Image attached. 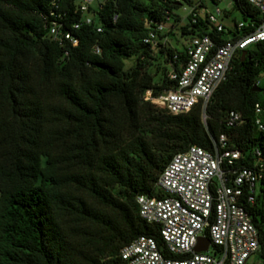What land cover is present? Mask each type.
<instances>
[{"label":"trees","instance_id":"obj_1","mask_svg":"<svg viewBox=\"0 0 264 264\" xmlns=\"http://www.w3.org/2000/svg\"><path fill=\"white\" fill-rule=\"evenodd\" d=\"M192 2L103 0L89 9L92 23L74 29L76 0H57L56 8L52 0H0V264H124L120 250L138 236L161 245L159 228L138 215L136 196H160L158 177L172 156L190 145L210 148L221 133L241 151L239 166L264 164V129L253 110L264 107V95L252 91L255 83L264 90V40L234 58L205 120L200 105L173 115L143 99L146 90L170 88L168 70L185 62L177 32L218 41L236 35L228 26L217 32L198 7L195 22L186 14L181 24L178 11ZM232 3L225 16L236 24L239 13L241 32L252 31L260 13L247 0ZM52 20L77 44L52 38ZM161 21L174 43L145 44ZM230 110L242 114L240 125L226 126ZM241 201L264 264V178L254 202Z\"/></svg>","mask_w":264,"mask_h":264},{"label":"built area","instance_id":"obj_2","mask_svg":"<svg viewBox=\"0 0 264 264\" xmlns=\"http://www.w3.org/2000/svg\"><path fill=\"white\" fill-rule=\"evenodd\" d=\"M92 1L81 0L77 4L80 18L73 24L74 29L92 23L89 12ZM211 2L214 9L206 11L208 21L217 32L226 31L225 26H228L236 30V35L222 41L208 34L190 37L185 62L167 72L171 87L157 95L146 90L143 96L144 100L167 113L184 114L200 105L205 120L207 102L225 79L234 58L252 43L264 40V0H247L260 13L259 23L248 33L241 32L247 26L244 21L237 20L234 24L225 16L232 7V0L224 7L219 6L222 0ZM203 4L204 0H193L187 5L188 9L186 6L181 9L191 14L195 22L193 11L196 7L205 10ZM52 6L57 7V0H52ZM166 24L155 23L143 37V42L151 47L167 43ZM49 34L59 41L67 39L73 45L78 42L72 34L61 30L56 20L50 22ZM253 110L254 123L263 130L264 107L254 103ZM242 122L239 111L228 112L227 127ZM211 141L210 148L190 145L172 156L158 177L160 196H136L138 215L159 228L162 243L159 245L151 236H138L120 250L124 264H249L250 258L259 252V231L241 199L254 202L258 184L264 178V164L258 159L253 166H239L241 151L228 144L226 133L219 134L217 139L211 138ZM254 155L258 157L261 153L256 149ZM199 237L207 238L208 245L206 250L196 252L194 248Z\"/></svg>","mask_w":264,"mask_h":264},{"label":"rangeland","instance_id":"obj_3","mask_svg":"<svg viewBox=\"0 0 264 264\" xmlns=\"http://www.w3.org/2000/svg\"><path fill=\"white\" fill-rule=\"evenodd\" d=\"M102 1H103V0H93L92 3H91V7L94 8V9H97L98 6H99V4H100ZM204 1H205V6H206L205 11H213V9H214V5H213V3L211 2V0H204ZM228 1H229V0H222V2L219 3V6H220V7H224ZM76 3H77V4L81 3V0H76ZM184 6H186V8L188 9V7H187L186 4H184ZM178 12H179V14L181 15V17L183 18V19L181 20L180 23H181V24L186 23V20L184 19V17L186 16V11H184V10H182V9H179ZM232 16H233L234 18H236L237 20L240 19V14L237 13V12H233ZM166 26H167V28H168L170 25L167 23ZM176 36L180 39V41H182V42H184V43H187L188 40H189V37H190L189 35H185L184 37H181V36H179L178 32H177V35H176ZM168 39H169L168 41H169L170 43H172V44L174 43V41H172V40L170 39V36H168ZM131 63H132V60H128V61H126V62H125V65H126L125 67L130 66ZM259 79L262 80V79H263V76L260 77ZM250 260H251V263H249V264H258V263L261 262V258H260V256L258 255V253H257V254H254V255L250 258ZM247 264H248V263H247Z\"/></svg>","mask_w":264,"mask_h":264},{"label":"water","instance_id":"obj_4","mask_svg":"<svg viewBox=\"0 0 264 264\" xmlns=\"http://www.w3.org/2000/svg\"><path fill=\"white\" fill-rule=\"evenodd\" d=\"M245 51H241V54L244 55ZM252 91H256V92H262L263 95H264V90L262 91L261 87L258 86L257 83H255L252 87ZM207 245H208V239L207 238H204V237H199L198 238V243L197 245L195 246L194 250L196 252H200V251H204L206 250L207 248Z\"/></svg>","mask_w":264,"mask_h":264}]
</instances>
